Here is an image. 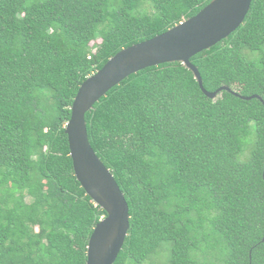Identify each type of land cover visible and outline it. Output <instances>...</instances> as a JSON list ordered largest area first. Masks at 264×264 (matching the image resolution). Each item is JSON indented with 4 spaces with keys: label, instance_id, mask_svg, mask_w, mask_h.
<instances>
[{
    "label": "trees",
    "instance_id": "trees-1",
    "mask_svg": "<svg viewBox=\"0 0 264 264\" xmlns=\"http://www.w3.org/2000/svg\"><path fill=\"white\" fill-rule=\"evenodd\" d=\"M211 0H0V264H86L105 216L65 125L80 84ZM150 9L148 12V9ZM146 8V10H144ZM130 75L85 114L128 206L113 264H264V0L193 56Z\"/></svg>",
    "mask_w": 264,
    "mask_h": 264
},
{
    "label": "water",
    "instance_id": "water-1",
    "mask_svg": "<svg viewBox=\"0 0 264 264\" xmlns=\"http://www.w3.org/2000/svg\"><path fill=\"white\" fill-rule=\"evenodd\" d=\"M251 2L252 0H211L196 15L166 32L120 50L80 84L64 133L77 182L90 200L105 213L88 240L86 264L115 262L128 233L129 214L127 203L113 175L89 144L85 114L111 88L130 75L168 63H179L189 70L201 92L211 100L220 92L226 91L242 100L261 101L256 95L242 97L225 86L214 92H207L198 70L190 62L193 56L210 49L233 33L243 23Z\"/></svg>",
    "mask_w": 264,
    "mask_h": 264
},
{
    "label": "rangeland",
    "instance_id": "rangeland-1",
    "mask_svg": "<svg viewBox=\"0 0 264 264\" xmlns=\"http://www.w3.org/2000/svg\"><path fill=\"white\" fill-rule=\"evenodd\" d=\"M146 8L148 9V12L150 11V9L146 6ZM146 8H144V10H146ZM149 264V263H148Z\"/></svg>",
    "mask_w": 264,
    "mask_h": 264
}]
</instances>
